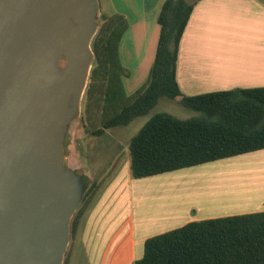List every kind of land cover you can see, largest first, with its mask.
<instances>
[{"label":"crops","instance_id":"0c3cea01","mask_svg":"<svg viewBox=\"0 0 264 264\" xmlns=\"http://www.w3.org/2000/svg\"><path fill=\"white\" fill-rule=\"evenodd\" d=\"M164 1L99 0L100 14L129 22L120 41L128 94L148 79ZM177 81L188 96L264 87V0H199L180 41ZM89 136L71 147L72 169L91 170ZM114 146L121 148L116 167L80 221L69 264H136L150 237L192 221L264 211V149L134 178L129 144Z\"/></svg>","mask_w":264,"mask_h":264},{"label":"trees","instance_id":"16d2710c","mask_svg":"<svg viewBox=\"0 0 264 264\" xmlns=\"http://www.w3.org/2000/svg\"><path fill=\"white\" fill-rule=\"evenodd\" d=\"M198 1H164L154 62L146 82L132 94L124 84L130 70L120 57L129 22L119 13L100 15L81 115L88 135H102L149 114L163 96L199 112L188 118L158 112L146 121L129 143L134 178L264 149V87L193 96L180 89V41ZM100 185L94 181L86 188L71 220L73 236ZM69 261L67 252L64 264ZM136 264H264V211L192 221L150 237Z\"/></svg>","mask_w":264,"mask_h":264},{"label":"water","instance_id":"95a60500","mask_svg":"<svg viewBox=\"0 0 264 264\" xmlns=\"http://www.w3.org/2000/svg\"><path fill=\"white\" fill-rule=\"evenodd\" d=\"M99 15V0H0V264H64L86 190L65 138Z\"/></svg>","mask_w":264,"mask_h":264},{"label":"rangeland","instance_id":"374dc122","mask_svg":"<svg viewBox=\"0 0 264 264\" xmlns=\"http://www.w3.org/2000/svg\"><path fill=\"white\" fill-rule=\"evenodd\" d=\"M101 15V14H100ZM99 15V18H100ZM98 18V22H99ZM84 100H82L81 110L78 115L72 120L67 137L65 138L64 154L68 157L65 161V167L71 168L70 158H72L71 147L75 146L79 136L87 134L84 130L81 115L83 113ZM168 112L180 118H188L198 115L199 112L192 110L180 103L178 99H171L163 96L159 99L156 106L145 116H140L132 120L129 124L124 126H117L108 129L103 136L92 135L89 136V151H91V158L87 157L90 162L88 166L91 170L83 167L75 170L78 174L85 177L86 188L94 181L100 182L105 175L111 173L116 167L117 160L121 148L114 146V141L121 142V145L126 146L132 137L139 131V129L146 123V121L155 113ZM72 169V168H71ZM73 242V233L71 231V240L67 252Z\"/></svg>","mask_w":264,"mask_h":264}]
</instances>
